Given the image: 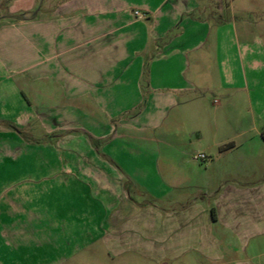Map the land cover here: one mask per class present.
Instances as JSON below:
<instances>
[{
    "label": "crops",
    "instance_id": "1",
    "mask_svg": "<svg viewBox=\"0 0 264 264\" xmlns=\"http://www.w3.org/2000/svg\"><path fill=\"white\" fill-rule=\"evenodd\" d=\"M45 1L0 21V68L37 81L34 103L0 88V139L38 156L21 179L0 169V235L97 234L113 264H264V124L234 118L264 85L239 82L236 20L202 0H47L41 17Z\"/></svg>",
    "mask_w": 264,
    "mask_h": 264
},
{
    "label": "rangeland",
    "instance_id": "2",
    "mask_svg": "<svg viewBox=\"0 0 264 264\" xmlns=\"http://www.w3.org/2000/svg\"><path fill=\"white\" fill-rule=\"evenodd\" d=\"M15 2H17V0H0V21L5 18L8 23H13L20 19H25L26 13L36 18V14L40 7L39 4H36L33 10H30L32 9L30 7L26 9L29 10V12H25L22 11V9H25L27 6L19 2L16 4ZM202 2L208 7L204 17H214L221 20L233 18L237 22L239 29L238 47L241 48L238 58V68L242 75L239 82L249 84L260 82L264 85V64L259 66L257 63V60L260 62L262 59V55H260V52L257 50L259 49V45L253 43L255 52L252 58L254 66L259 67L258 69L252 68V64L249 66V61L246 62L244 50H242L246 30H248V37L251 40H258V38H260L264 47V0H202ZM48 5V1L46 0L45 6L40 10L41 17L47 15L46 8ZM220 7H223V10L219 11ZM17 9L19 11H17ZM2 25L3 23L0 22V28ZM242 32L244 36H242ZM256 53H258V56L255 55ZM1 59L0 66H4V60ZM250 68H252V70H250ZM42 83H47V85H49L48 81H42ZM36 85L37 81L28 80L24 75L18 72L14 73L11 72V70L0 68V88L3 90L12 88L14 102H26V100H31L32 103L36 102V92L35 94L33 92ZM216 99V96L208 95L206 103L208 112L213 108V103ZM246 112L247 108L244 110L240 108L234 116L235 121L239 124H242L245 120L248 124L253 122L258 129L261 124H264L262 121L264 120V92L261 94L260 106H253L252 112H248V114ZM29 125V134L39 135L41 133L39 124L36 121ZM18 140L14 139L11 142L14 150L11 155L9 149L5 150L6 147L9 146V138L0 139V169L1 167L5 168V164L8 166L12 165L14 168V179L22 178L24 165H28L30 169L38 162L37 155L30 154L25 156V154L23 155L22 153L24 148L29 143L32 145V143L26 141L27 139ZM61 161L65 162L63 159ZM0 173L3 174L4 169L0 170ZM47 231L52 235L50 239L47 238L49 236H46L49 243L45 242L46 238L42 234H33L30 236L29 234L23 233L25 235L18 241L21 246L17 244L16 240L13 242H6L5 236L0 235V264H113L111 261L112 258H109L108 253L102 248L101 241L94 240L98 237L97 234L87 235L85 237L79 234L77 237L69 233H60L58 230H55V228H49ZM10 237L13 239L12 236ZM50 240H52V243ZM29 244L36 250L34 251L35 255L34 253L30 254L28 251L27 246H29ZM75 246H78V248ZM38 248L43 254H47L48 257L37 255ZM59 250L60 255H58Z\"/></svg>",
    "mask_w": 264,
    "mask_h": 264
},
{
    "label": "built area",
    "instance_id": "3",
    "mask_svg": "<svg viewBox=\"0 0 264 264\" xmlns=\"http://www.w3.org/2000/svg\"><path fill=\"white\" fill-rule=\"evenodd\" d=\"M135 15L139 16V17H142L140 12H135ZM193 159L197 160V161H201V160L206 159V156L204 154H196V155L193 156Z\"/></svg>",
    "mask_w": 264,
    "mask_h": 264
}]
</instances>
